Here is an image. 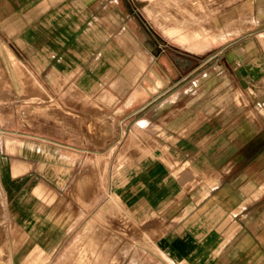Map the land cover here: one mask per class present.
Wrapping results in <instances>:
<instances>
[{
    "label": "rangeland",
    "instance_id": "374dc122",
    "mask_svg": "<svg viewBox=\"0 0 264 264\" xmlns=\"http://www.w3.org/2000/svg\"><path fill=\"white\" fill-rule=\"evenodd\" d=\"M43 4L0 29V264H184L163 235L200 215L217 263L264 264V197L205 202L231 133L264 177V31L233 15L254 0Z\"/></svg>",
    "mask_w": 264,
    "mask_h": 264
},
{
    "label": "crops",
    "instance_id": "0c3cea01",
    "mask_svg": "<svg viewBox=\"0 0 264 264\" xmlns=\"http://www.w3.org/2000/svg\"><path fill=\"white\" fill-rule=\"evenodd\" d=\"M79 2L81 1H77V3ZM43 5V0H0V29L15 32L26 31L27 17L42 15ZM231 10L233 11L234 9L232 8ZM234 13L233 15L246 16L249 23L255 22V26L263 28L264 31V0H254L253 11L250 13ZM216 17H219L218 12H216ZM0 94L3 95L4 93L1 92ZM233 136L234 133H231L228 138L222 137L216 144L217 151L225 148L226 156L224 158L227 166L222 171L215 170L219 175L218 184L209 190L216 189L217 195L215 200L205 202H208L206 205L209 207L215 206L214 204L216 203L217 206L225 208L226 211L238 209V211L241 210L242 212L243 208L254 206L264 197V177L259 173L258 167L260 165L257 166L258 171L254 174L246 168L243 163L247 156L246 152H227L230 148L229 143L233 145V141H230ZM12 150L22 152L21 144H13ZM223 178L224 181L222 180ZM202 206V201H200V207ZM262 214H264V211L259 216L261 217ZM243 216H245L244 213L238 216V221L241 220L239 222H243L242 219H239ZM223 218L226 220L227 216H222L221 219ZM232 219L231 217L230 221ZM230 221L223 222L227 224ZM218 223H220V220L215 219L213 215H200L195 218L194 231L192 233H178L176 236L173 231L168 230L163 235V243L168 247L169 255L177 257L184 264H189L191 260L193 264H223L216 262L214 253L217 245L215 240L218 237L213 233L214 230L212 231V229L214 228L212 225ZM84 238L85 236H81L80 240L83 242ZM222 238L223 234L220 239ZM245 250L243 254L249 255L250 252L248 251L250 248Z\"/></svg>",
    "mask_w": 264,
    "mask_h": 264
},
{
    "label": "bare ground",
    "instance_id": "6f19581e",
    "mask_svg": "<svg viewBox=\"0 0 264 264\" xmlns=\"http://www.w3.org/2000/svg\"><path fill=\"white\" fill-rule=\"evenodd\" d=\"M178 23H179V22H178ZM182 24H183V23H182ZM185 26H186V25H185ZM191 30H192V29H191ZM194 30H195V29H194ZM189 33H190V32H189ZM200 34H201V33H200ZM201 35H202V34H201ZM210 80H211V79H210ZM156 82H157V81H156ZM159 82H160V81H159ZM156 84H157V83H156ZM154 85H155V84H154ZM231 90H232V89H231ZM236 90H237V89H236ZM232 92H233V91H232ZM234 93H235V92H234ZM235 94H236V93H235ZM236 97H237V96H236ZM238 98H239V97H238ZM234 99H236V98H234ZM236 101H237V100H236ZM250 119H252V118H250ZM257 125H259V124H257ZM113 238H114V237H111V241H115V240H113ZM97 239H98V236H97ZM97 239H96V240H97ZM116 239H119V238H117V236H116ZM93 240H94V239H93ZM111 241H110V242H111ZM3 244H4V243H3ZM111 244H112V242H111ZM4 245H5V244H4ZM108 245L111 246L110 243H109ZM4 250H5V249H4ZM105 251H107V250H105ZM107 252H108V251H107ZM0 253H1V252H0ZM2 254H3V253H2ZM10 256H11V255H10ZM108 256H109V253H108ZM110 257H111V256H110ZM115 259H116V258H115ZM112 260H113V259H112ZM136 260H137V259H136L135 257H131V258H130V261H129L128 264H133L134 262H136ZM1 261H2V260H1ZM3 261H4V260H3ZM3 261H2V262H3ZM5 261H6V260H5ZM5 261H4V262H5ZM115 261H116V260H115ZM6 262H7V261H6ZM112 262L115 263L114 261H112ZM141 263H142V262H141ZM11 264H12V263H11Z\"/></svg>",
    "mask_w": 264,
    "mask_h": 264
}]
</instances>
